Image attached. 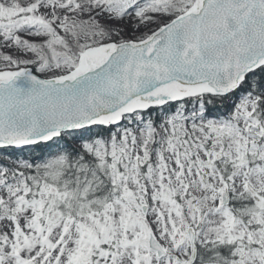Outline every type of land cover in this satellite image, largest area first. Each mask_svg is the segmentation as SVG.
I'll return each mask as SVG.
<instances>
[{"label": "snow or ice", "instance_id": "obj_1", "mask_svg": "<svg viewBox=\"0 0 264 264\" xmlns=\"http://www.w3.org/2000/svg\"><path fill=\"white\" fill-rule=\"evenodd\" d=\"M0 264H264V0H0Z\"/></svg>", "mask_w": 264, "mask_h": 264}]
</instances>
